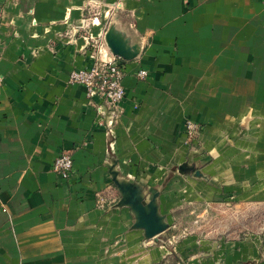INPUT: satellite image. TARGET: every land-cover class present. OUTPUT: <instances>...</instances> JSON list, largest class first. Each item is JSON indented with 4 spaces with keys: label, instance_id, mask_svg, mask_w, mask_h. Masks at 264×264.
I'll return each mask as SVG.
<instances>
[{
    "label": "crops",
    "instance_id": "crops-1",
    "mask_svg": "<svg viewBox=\"0 0 264 264\" xmlns=\"http://www.w3.org/2000/svg\"><path fill=\"white\" fill-rule=\"evenodd\" d=\"M87 1L0 0V264H264L248 238L191 237L171 250L170 227L147 241L118 207L109 170L116 162L120 178L158 190L168 219L217 188L264 200V149L254 147L264 143V0H97L122 2L143 40L122 61L125 98L110 127L102 101L69 83L96 59L79 29L91 23ZM109 23L89 28L99 36ZM251 112L244 163L236 147ZM187 121L202 127L193 141ZM63 153L69 180L54 171ZM186 164L212 184L181 173Z\"/></svg>",
    "mask_w": 264,
    "mask_h": 264
},
{
    "label": "rangeland",
    "instance_id": "rangeland-1",
    "mask_svg": "<svg viewBox=\"0 0 264 264\" xmlns=\"http://www.w3.org/2000/svg\"><path fill=\"white\" fill-rule=\"evenodd\" d=\"M85 10L87 12V17H85L84 20L85 22L90 21L91 23H86L85 26L79 27V29L85 33L84 37L93 38L95 44L100 46L105 45L109 49L105 40V35L116 16L120 20V22L117 23L119 30L126 31V28H130L134 35L142 42L143 46L142 37L137 31L132 17L128 14L122 2L110 6L97 0H88ZM104 16L106 18H109L110 16V23L107 31L105 34L95 36L91 33L89 26H97V19L103 18ZM93 49L95 50V48ZM254 117V112H251V114H248L242 120V123L240 124L241 134L239 140L243 137L246 138L247 136L250 137V135H252L250 133H248L249 135H245V133L246 131H250L249 128L250 125H252ZM262 122H264V120ZM241 141L245 142L243 147L236 148L239 150L238 156L241 154H245V156L248 155L245 159L243 158L240 160V162L245 163L248 162L247 158H250L253 152L249 149L250 142H246V139H242ZM185 145L188 146L187 143H185ZM254 147L258 150L259 148L264 149V143L262 146L254 144ZM190 152L192 151H189V153ZM237 161L238 160L231 158V162ZM188 164L186 165H192ZM193 167L198 169L195 165H193ZM196 171H199L200 174L197 175ZM184 174L193 177L195 180L205 181L208 184H212V177L203 174L200 169L194 170L193 172H186ZM217 190L220 191L221 194H217L218 196L215 197V199H204L203 201L184 203L182 209L173 213V219H168L167 217V222L171 229L168 232L166 231L167 233L165 232L166 237H164L162 245L174 250L177 245L191 237H195L199 241L224 240L225 242H238L248 238L253 243H260V247L264 249V200H239V194H237V192L229 193L227 188H225V193L218 188ZM229 194H231V196H229ZM222 195L224 197H222ZM86 262L87 264H90L89 260ZM242 264H254V262L247 261Z\"/></svg>",
    "mask_w": 264,
    "mask_h": 264
},
{
    "label": "water",
    "instance_id": "water-1",
    "mask_svg": "<svg viewBox=\"0 0 264 264\" xmlns=\"http://www.w3.org/2000/svg\"><path fill=\"white\" fill-rule=\"evenodd\" d=\"M120 20L114 17L113 23L105 35L107 46L113 55L124 61L137 59L142 52V42L134 35L130 28L126 31L119 30ZM110 175L117 187L121 199L119 208H129L135 217L134 229L143 230L145 239H157L170 228L167 217L161 215L159 210V191L151 188L146 190L133 180H126L119 177L116 170V162L109 165ZM181 173L193 172L194 168L182 166ZM197 175L200 174L196 171Z\"/></svg>",
    "mask_w": 264,
    "mask_h": 264
},
{
    "label": "built area",
    "instance_id": "built-area-1",
    "mask_svg": "<svg viewBox=\"0 0 264 264\" xmlns=\"http://www.w3.org/2000/svg\"><path fill=\"white\" fill-rule=\"evenodd\" d=\"M34 24L36 25L37 22L34 21ZM85 38L87 44L95 48V62L88 69L73 71L70 74L69 83L85 87L89 98L97 97L102 101L98 110L102 116L108 114L109 126L111 119L119 115V107L125 98V88L122 83L123 60L113 55L105 45L95 44L93 38ZM139 76L145 78L147 72L142 71ZM201 129L202 127L194 121L185 123V134L188 140H195L199 136ZM73 169V159L69 153H63L55 160L54 171L62 179L69 180Z\"/></svg>",
    "mask_w": 264,
    "mask_h": 264
},
{
    "label": "trees",
    "instance_id": "trees-1",
    "mask_svg": "<svg viewBox=\"0 0 264 264\" xmlns=\"http://www.w3.org/2000/svg\"><path fill=\"white\" fill-rule=\"evenodd\" d=\"M179 210H180V209H179ZM179 210H178V211H179Z\"/></svg>",
    "mask_w": 264,
    "mask_h": 264
}]
</instances>
